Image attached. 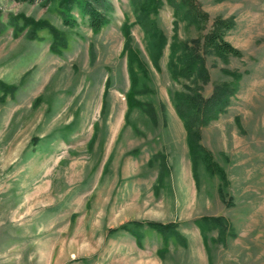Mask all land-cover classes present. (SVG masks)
Instances as JSON below:
<instances>
[{
  "label": "rangeland",
  "instance_id": "rangeland-1",
  "mask_svg": "<svg viewBox=\"0 0 264 264\" xmlns=\"http://www.w3.org/2000/svg\"><path fill=\"white\" fill-rule=\"evenodd\" d=\"M111 1L109 22L94 31L76 9V23L66 25L55 3L0 0V80L13 86L0 90V264H264V0H196L206 13L200 22L162 0L154 17L169 43L175 19L179 39L200 48L194 39L216 17L236 21L226 38L243 54H206L210 74L196 81L172 76L169 43L157 68L131 1ZM19 14L48 20L66 44L53 52L46 28L34 37L27 27L13 31L7 19ZM126 20L145 66L135 65L136 98L147 104L128 117ZM223 68L242 77L226 109L201 124V143L225 181L202 158L194 168L172 96L197 86L211 95L233 78ZM201 214L231 219L223 235L209 231L216 239L208 249L194 239ZM133 219L175 221L187 244L166 243L147 226L142 245L128 230H112Z\"/></svg>",
  "mask_w": 264,
  "mask_h": 264
},
{
  "label": "trees",
  "instance_id": "trees-1",
  "mask_svg": "<svg viewBox=\"0 0 264 264\" xmlns=\"http://www.w3.org/2000/svg\"><path fill=\"white\" fill-rule=\"evenodd\" d=\"M25 2L38 1L42 4L55 3L56 8L60 14L62 22L66 25H74L77 17L72 14L76 11L83 16L86 15L88 24L91 29L97 31L109 22L111 13L114 8L111 0H16ZM136 13L137 21L140 23L147 36V45L150 50V56L157 68H160V59L168 42V35L165 30L158 24L154 17L158 13L159 7L162 5V0H130ZM175 4V15L180 16L182 7H185L183 15L190 18L192 21L200 22L205 20V12L197 6L196 0H180L178 3L175 0H170ZM176 31L173 34V39L169 43L170 53L168 66L172 76L179 79L181 76H186L194 79H207L209 70L206 66V54L214 53L224 58L229 55L241 56L243 50L234 45L226 38L227 31L233 28L236 24L234 17H216L210 29L204 34L201 39H194V41H201L200 47L192 44L189 39L180 40L177 34L178 20L175 19ZM7 22L12 25L13 31H22L25 27L26 33L30 37L36 35L38 28H46L51 35V42L49 48L53 52H58L59 47L66 44L65 35L51 22L46 19H34L30 16L19 14L17 16H9ZM2 24L0 20V25ZM123 33L125 36L123 51L127 54V67L130 77V86L126 94L128 108L125 117H128L131 110L135 106H143L146 103L136 98L139 93L138 71L135 65L144 69V62L141 57V52L135 45H133L132 34L130 30V23L128 20L122 24ZM225 73L233 76L232 79L223 80L215 84L213 92L209 96L203 94L196 88H190L192 92L182 90H174L172 92L174 105L179 115L183 119L184 126L187 132V142L193 166L195 168L196 162L202 158L205 166L211 172H217L223 181L227 175L223 167L214 159L212 153L202 143L201 124H207L211 119L218 117L226 107L231 103L232 96L236 93L239 87V81L242 77V72L239 70H232L230 68H223ZM108 82V79H107ZM106 82V83H107ZM108 84V83H107ZM107 85L104 94L107 93ZM13 86L7 85L0 80V90L6 93L12 89ZM147 105V104H146ZM105 108V99L101 109ZM147 111L155 114L151 105L146 106ZM195 174V170L193 172ZM163 171L159 174V179H162ZM175 221H160V220H138L133 219L120 224L117 229H125L132 233L140 245L143 244L144 232L143 227L147 226L159 232L162 235L163 241L168 243L174 237L187 244V237L179 230L178 224ZM193 222L200 228L206 247H209L208 239L209 231L216 230L218 235H223L229 224L224 215L203 214L193 219ZM163 248L158 251L163 252Z\"/></svg>",
  "mask_w": 264,
  "mask_h": 264
},
{
  "label": "crops",
  "instance_id": "crops-1",
  "mask_svg": "<svg viewBox=\"0 0 264 264\" xmlns=\"http://www.w3.org/2000/svg\"><path fill=\"white\" fill-rule=\"evenodd\" d=\"M197 191V190H196ZM196 196H197V194H196ZM201 215H203V214H201ZM201 215H197V216H195L194 218H196V217H198V216H201ZM216 215H221V214H216ZM222 215H224V214H222ZM225 216V215H224ZM226 217V219H227V221H229V220H231V219H228V217H230V216H225ZM229 223V222H228ZM228 225H230V224H228ZM232 226V225H231ZM195 227H196V231H198V236L197 235H195L194 236V239H196V241L197 240H199V238H200V240L202 241V243H203V246H205L206 247V245H205V242H204V239H203V236H202V232H201V230H200V228L196 225V223H195ZM207 248V247H206ZM208 249V248H207ZM203 264H208V263H203Z\"/></svg>",
  "mask_w": 264,
  "mask_h": 264
}]
</instances>
